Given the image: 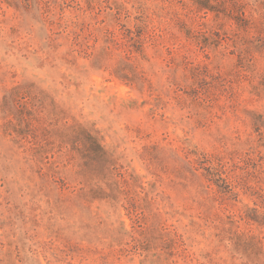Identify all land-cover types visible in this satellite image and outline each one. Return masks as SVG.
Segmentation results:
<instances>
[{"label": "rangeland", "instance_id": "rangeland-1", "mask_svg": "<svg viewBox=\"0 0 264 264\" xmlns=\"http://www.w3.org/2000/svg\"><path fill=\"white\" fill-rule=\"evenodd\" d=\"M0 264H264V0H0Z\"/></svg>", "mask_w": 264, "mask_h": 264}]
</instances>
